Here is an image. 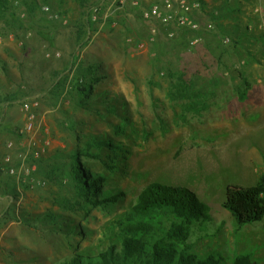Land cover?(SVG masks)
<instances>
[{"label": "rangeland", "instance_id": "374dc122", "mask_svg": "<svg viewBox=\"0 0 264 264\" xmlns=\"http://www.w3.org/2000/svg\"><path fill=\"white\" fill-rule=\"evenodd\" d=\"M4 1L0 264L99 253L111 222L155 181L209 206L210 218L193 225V251L223 264L249 253L264 264V218L239 226L223 207L229 185L264 174V0H185L197 5L198 43L180 30L170 38L136 0ZM180 77L192 85L184 96ZM80 83L93 87L81 93ZM27 103L38 115L30 134ZM76 155L106 178L101 193H123L116 203L84 198L70 174Z\"/></svg>", "mask_w": 264, "mask_h": 264}, {"label": "trees", "instance_id": "16d2710c", "mask_svg": "<svg viewBox=\"0 0 264 264\" xmlns=\"http://www.w3.org/2000/svg\"><path fill=\"white\" fill-rule=\"evenodd\" d=\"M79 1L84 7L89 2ZM199 1L201 4L205 3L204 0ZM5 8V1L0 0V18L3 17ZM139 10L141 13V7ZM88 19L91 21L90 17ZM178 30L192 37L201 35V32L181 28L176 29ZM165 32L167 34L166 30ZM180 81L176 91L184 96L181 93L190 92L191 81L184 77H180ZM78 86L81 93H86V87L91 89L93 83H80ZM101 144L117 148L114 143ZM70 168V174L78 182L80 193L93 206H108L123 196L120 191L101 193L100 189L106 178L89 174L78 155L73 157ZM223 207L232 214L239 226L261 221L264 218V174L254 185H229ZM208 211L209 206L191 189L152 182L140 192L135 204L111 222L109 243L105 249L95 255H79L67 264H223V256L215 253L200 256L193 251V245L189 242L193 225L209 219ZM232 264L260 263L251 254L240 253L234 257Z\"/></svg>", "mask_w": 264, "mask_h": 264}, {"label": "built area", "instance_id": "2783aa9c", "mask_svg": "<svg viewBox=\"0 0 264 264\" xmlns=\"http://www.w3.org/2000/svg\"><path fill=\"white\" fill-rule=\"evenodd\" d=\"M134 4L141 7V14L145 20L158 22L167 31L170 38L175 37L177 28L196 33L202 31L200 23L193 16V10L197 5L190 4L185 0H154L146 6H143L140 0H136ZM96 12H98L97 7L92 10L93 19H97ZM200 40L201 36L196 35L192 43H198ZM25 113L27 119L24 132L30 134L38 125V115L31 110L29 103L25 104ZM37 143L36 140H31L32 152L39 156L40 150H36ZM11 172L14 174L15 170L13 169Z\"/></svg>", "mask_w": 264, "mask_h": 264}, {"label": "crops", "instance_id": "0c3cea01", "mask_svg": "<svg viewBox=\"0 0 264 264\" xmlns=\"http://www.w3.org/2000/svg\"><path fill=\"white\" fill-rule=\"evenodd\" d=\"M262 87V86H261Z\"/></svg>", "mask_w": 264, "mask_h": 264}]
</instances>
